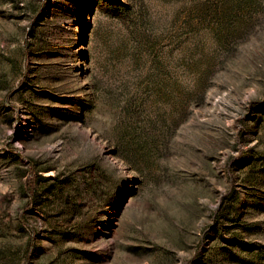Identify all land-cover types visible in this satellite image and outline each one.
<instances>
[{
  "label": "rangeland",
  "instance_id": "1",
  "mask_svg": "<svg viewBox=\"0 0 264 264\" xmlns=\"http://www.w3.org/2000/svg\"><path fill=\"white\" fill-rule=\"evenodd\" d=\"M0 264H264V0H0Z\"/></svg>",
  "mask_w": 264,
  "mask_h": 264
},
{
  "label": "trees",
  "instance_id": "2",
  "mask_svg": "<svg viewBox=\"0 0 264 264\" xmlns=\"http://www.w3.org/2000/svg\"><path fill=\"white\" fill-rule=\"evenodd\" d=\"M32 178L34 179V180H32V181H30L29 182V186H30V188H33L34 187V182H35V180H36V175H34L33 173H32Z\"/></svg>",
  "mask_w": 264,
  "mask_h": 264
}]
</instances>
